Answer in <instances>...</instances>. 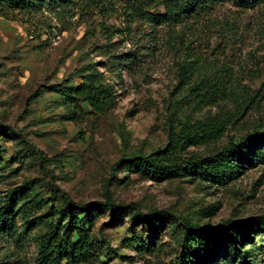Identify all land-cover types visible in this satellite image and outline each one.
I'll return each instance as SVG.
<instances>
[{"label": "rangeland", "instance_id": "rangeland-1", "mask_svg": "<svg viewBox=\"0 0 264 264\" xmlns=\"http://www.w3.org/2000/svg\"><path fill=\"white\" fill-rule=\"evenodd\" d=\"M120 27L106 14L0 16V264H38L41 236L56 219L47 214L63 209L64 194L104 201L107 187L117 204L168 210L208 227L264 217V163L247 164L226 184L190 174L158 180L114 166L123 155L164 148L171 131L188 125L223 133L184 155L212 154L264 129V6L242 11L226 3L198 21L159 27L153 42L133 43ZM134 50L140 66L118 68ZM89 73L112 86L115 103L70 119L59 91ZM210 85L223 88L222 97L202 98L200 88ZM92 215L96 251H107L111 264H175L195 252L204 264H264V230L204 251L187 246L177 224H140L129 211Z\"/></svg>", "mask_w": 264, "mask_h": 264}, {"label": "trees", "instance_id": "trees-1", "mask_svg": "<svg viewBox=\"0 0 264 264\" xmlns=\"http://www.w3.org/2000/svg\"><path fill=\"white\" fill-rule=\"evenodd\" d=\"M226 3L242 11L264 6V0H0V16L14 19L19 14L33 16L43 11L56 13L61 10L64 13H71L72 16L77 12L90 16L115 15L122 26L117 30L126 34L133 43L137 38L140 43L144 36L148 39H151L149 35L156 38L159 27L175 26L185 21H198ZM151 41L153 42L152 39ZM154 43L145 48L156 46ZM137 52L134 50L127 53L122 59L123 63L117 62L118 68L122 69L125 66L132 69L134 66H140L144 60ZM192 69L187 72H192ZM97 75V73H89L83 76L81 83L60 89L63 101L68 105L70 119H81L89 113H105L115 103L116 95L112 86L100 82ZM210 86L211 91L208 86L200 88L202 92L199 94H202V98L213 95L218 99L222 97L223 88L217 85ZM83 103H86L91 111H86L82 106ZM222 133L223 130L221 131L220 128L213 130L202 123L188 125L180 132L171 131L169 141L164 148L150 154L123 155L114 166L126 164L134 173H150L158 180L190 174L203 181L226 184L235 179L247 164L264 163V129L238 140H231L212 154L184 155L189 146L205 145L219 140ZM63 198V209L51 207L47 214L56 216V219L51 223L48 232L41 236L38 264H111V257L107 251H96V243L90 235L96 220L92 215L95 209H103L113 214L118 211H129L135 222L156 228L169 222L177 224L181 227L185 244L189 247L192 245L202 247L204 251L223 244L226 239L244 242L253 233L254 228L264 230L263 216L242 221L226 219L216 227H208L168 210L152 208L144 212L136 203L117 204L107 187H105L104 201L80 203L70 199L67 194H64ZM21 209L26 214L27 208ZM106 248L109 249V245H106ZM196 253L187 254L175 264H204L205 259L200 258ZM247 253L245 257H250ZM243 264H252V261L247 258Z\"/></svg>", "mask_w": 264, "mask_h": 264}]
</instances>
